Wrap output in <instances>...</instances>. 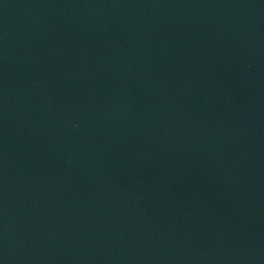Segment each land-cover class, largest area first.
<instances>
[{
	"label": "water",
	"instance_id": "obj_1",
	"mask_svg": "<svg viewBox=\"0 0 264 264\" xmlns=\"http://www.w3.org/2000/svg\"><path fill=\"white\" fill-rule=\"evenodd\" d=\"M0 264H264V0H0Z\"/></svg>",
	"mask_w": 264,
	"mask_h": 264
}]
</instances>
